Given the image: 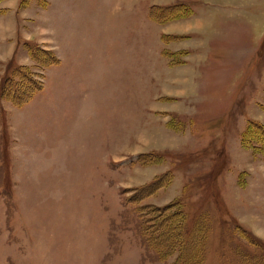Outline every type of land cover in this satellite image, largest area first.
Instances as JSON below:
<instances>
[{
    "label": "rangeland",
    "instance_id": "1",
    "mask_svg": "<svg viewBox=\"0 0 264 264\" xmlns=\"http://www.w3.org/2000/svg\"><path fill=\"white\" fill-rule=\"evenodd\" d=\"M0 264H264V0H0Z\"/></svg>",
    "mask_w": 264,
    "mask_h": 264
}]
</instances>
